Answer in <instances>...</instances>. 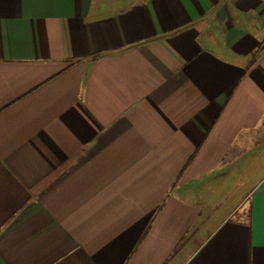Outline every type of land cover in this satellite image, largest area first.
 Instances as JSON below:
<instances>
[{
	"label": "crops",
	"instance_id": "obj_1",
	"mask_svg": "<svg viewBox=\"0 0 264 264\" xmlns=\"http://www.w3.org/2000/svg\"><path fill=\"white\" fill-rule=\"evenodd\" d=\"M0 264H264V0H0Z\"/></svg>",
	"mask_w": 264,
	"mask_h": 264
},
{
	"label": "rangeland",
	"instance_id": "obj_2",
	"mask_svg": "<svg viewBox=\"0 0 264 264\" xmlns=\"http://www.w3.org/2000/svg\"><path fill=\"white\" fill-rule=\"evenodd\" d=\"M243 182H244V180H242V179L239 180V185H238V186H239V187L244 186V184H245L246 181H245L244 183H243Z\"/></svg>",
	"mask_w": 264,
	"mask_h": 264
}]
</instances>
